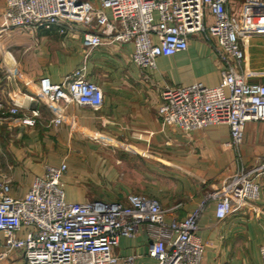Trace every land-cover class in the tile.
<instances>
[{
    "label": "crops",
    "instance_id": "obj_1",
    "mask_svg": "<svg viewBox=\"0 0 264 264\" xmlns=\"http://www.w3.org/2000/svg\"><path fill=\"white\" fill-rule=\"evenodd\" d=\"M4 9L5 0H0V28L6 25L1 18ZM227 10L238 28L249 20L264 22V6L253 9L244 0H228ZM206 23H212L210 16ZM262 41H246L245 70L264 74ZM214 44L203 33L190 35L185 52L158 58L155 68L141 70L132 63L131 44L88 50L80 26H71L65 35L55 29L32 34L7 30L0 37V179L10 181L9 195L22 198L48 167L65 163L62 189L67 202L125 203L129 195H143L158 200L169 222L194 212L209 192L239 169L263 166L264 121L245 124L244 141L237 149L229 146L226 124L189 133L161 124L157 110L167 87L201 83L212 88L221 82L223 66ZM81 68L85 79L103 92L99 110L38 98L40 78L60 84ZM253 81L264 84V77ZM12 108L16 115L8 113ZM35 110L37 117L32 116ZM58 117L60 122L54 124ZM28 119L35 120L32 126L23 123ZM256 181L262 186L264 176ZM215 209L214 202H208L198 219L197 236L204 247L201 264H262V202H233L222 220ZM25 232L23 228L17 236ZM149 243L144 232L120 238L114 250L118 264L126 258H133L132 264H156L148 256ZM0 264L23 260L20 252L12 251Z\"/></svg>",
    "mask_w": 264,
    "mask_h": 264
},
{
    "label": "built area",
    "instance_id": "obj_2",
    "mask_svg": "<svg viewBox=\"0 0 264 264\" xmlns=\"http://www.w3.org/2000/svg\"><path fill=\"white\" fill-rule=\"evenodd\" d=\"M228 0H5L1 18L9 29L32 34L57 30L65 35L71 26L82 28L83 44L92 50L100 46L131 44L132 63L141 70L153 69L158 58L185 52L189 36L203 33L215 42L214 51L223 66L216 87L201 83L167 87L161 93L157 113L165 127L189 133L209 125L226 124L234 149L244 141L247 122L264 121V74L245 70L247 40H264V26L249 20L238 28L227 10ZM248 8L260 9L264 0H244ZM212 23H206V17ZM38 98L47 103L77 104L96 111L103 104L101 88L85 79L84 68L71 78L53 84L46 77L38 81ZM36 102L37 97H29ZM16 115L17 109L8 112ZM33 117L38 116L35 110ZM34 119L23 120L32 126ZM60 122L59 117L54 124ZM67 165L48 167L19 199L9 195L10 181L0 179V233L4 251H18L23 264H118L114 254L119 239L144 232L149 239L148 256L156 264H201L204 247L198 219L203 207L214 202L215 215L224 219L233 202L260 200L264 206V165L241 168L209 192L200 206L183 220L165 221L166 212L157 199L129 195L125 203L93 201L69 203L62 178ZM22 238L17 234L23 229ZM264 264V247L260 249ZM132 264L133 258L122 260Z\"/></svg>",
    "mask_w": 264,
    "mask_h": 264
},
{
    "label": "bare ground",
    "instance_id": "obj_3",
    "mask_svg": "<svg viewBox=\"0 0 264 264\" xmlns=\"http://www.w3.org/2000/svg\"><path fill=\"white\" fill-rule=\"evenodd\" d=\"M255 21H258L259 22V25H261L262 24V26H264V22H261V21H259L258 19H254ZM263 43H264V41H262Z\"/></svg>",
    "mask_w": 264,
    "mask_h": 264
},
{
    "label": "rangeland",
    "instance_id": "obj_4",
    "mask_svg": "<svg viewBox=\"0 0 264 264\" xmlns=\"http://www.w3.org/2000/svg\"><path fill=\"white\" fill-rule=\"evenodd\" d=\"M252 55H253V53H252ZM256 55V54H255ZM252 57H254V59H255V56H252ZM256 63H257V61H256Z\"/></svg>",
    "mask_w": 264,
    "mask_h": 264
}]
</instances>
